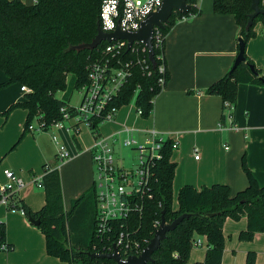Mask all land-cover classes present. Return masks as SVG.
Wrapping results in <instances>:
<instances>
[{
	"label": "trees",
	"instance_id": "16d2710c",
	"mask_svg": "<svg viewBox=\"0 0 264 264\" xmlns=\"http://www.w3.org/2000/svg\"><path fill=\"white\" fill-rule=\"evenodd\" d=\"M188 3L190 9L187 12H172L161 30L165 35L179 20L200 13L197 0H188ZM100 5L101 0H35L31 4L22 0H0V70L6 77L0 83V88L16 83L26 85L31 90L23 94L21 101L11 104L4 115L15 108L25 109L24 132L38 113L46 124L60 119L59 109L69 104L71 88H79L86 82L85 63L96 49L74 50L71 47L94 38ZM250 5L251 0H212L215 13L234 16L238 39L242 38L245 45L256 34V21H261L264 29V13L257 15L252 25L246 27L248 15L252 11ZM259 5L264 8L263 0H260ZM105 43L102 42L100 46ZM154 52L156 56L158 50L155 47ZM244 57L245 60L237 67L230 69L204 90L206 94L221 97L223 110L225 103L234 108L239 83L264 84V75L259 74L246 52ZM250 65L256 73L250 70ZM157 78V68H153L150 75L135 69L115 103L119 106L128 104L134 97L135 106L141 108L142 116L147 117L152 111L153 99L162 90ZM165 79H168L167 70ZM59 91L63 92L61 98L56 97ZM232 113L233 109L230 112L233 116ZM221 120L225 121L223 113ZM171 152L170 142L167 141L151 182L152 197L144 200L142 214L133 216L131 228L136 230V237L150 239L155 230L153 223L161 219L162 213L168 223L182 213L190 215L166 233L159 248L152 254L153 260L146 264H185L193 240L198 236L204 237L207 249L204 259L194 264H221L223 223L227 217L233 220L243 216L246 218V229L239 234L242 240H251L256 232H264V184H259L253 176L246 165L245 156L242 158V167L248 183L244 189L231 195L230 187L224 183L200 188L186 184L177 193V209H174L172 181L175 163L170 160ZM42 168L41 186L45 191V204L33 211L17 194L12 195L11 200L17 209L23 210L27 218L40 219L37 228L45 236L46 254L67 264H115L111 259L91 256L103 247L95 234L94 184L74 198L70 208L65 211L58 168L48 164ZM113 239L111 237L106 242L107 247L112 246ZM3 244L6 250L13 249L12 244L6 243V225L0 221V249ZM255 259V252L250 251L245 264H255Z\"/></svg>",
	"mask_w": 264,
	"mask_h": 264
},
{
	"label": "crops",
	"instance_id": "0c3cea01",
	"mask_svg": "<svg viewBox=\"0 0 264 264\" xmlns=\"http://www.w3.org/2000/svg\"><path fill=\"white\" fill-rule=\"evenodd\" d=\"M22 1L31 4L35 0ZM198 6L200 8L198 15L179 20L166 35L164 47L168 79L164 88L155 96L150 114L147 117L138 115L136 108L133 110L130 107L131 109L126 110L124 107L127 104H124L119 107L114 121L97 126L99 134L110 136L123 124L128 125L134 128L130 136L138 142L143 141V129L154 127L169 139L177 140L178 146L172 150L170 157V160L175 163L172 181L174 209H177L174 193H178L179 189L186 184L200 188L214 183H224L230 187L231 195L244 189L248 181L242 167L243 156L258 183L264 184V84L239 83L232 113L236 128L219 127L221 122L228 124V121L221 120L222 113L226 111L222 108L221 97L206 94L204 90L231 69L238 52V26L232 14L215 13L212 1L203 0L202 2L201 0ZM255 32V36L246 42L245 52L259 74L264 75L262 23L255 28ZM5 80L4 73L0 71V83ZM15 85L19 86V84H11L0 88V115L4 120H7L14 110H21L15 114L14 120L4 123L0 130V182L6 180L3 174L5 168H10L19 177L24 178L28 184L18 191L17 196L36 211L45 204V191L43 186L36 191L37 189L32 186L34 184L29 181L35 176L39 163L41 168L44 164L57 167L63 209L67 211L71 201L91 187L94 182L90 150L94 137L90 131L91 143L82 147L74 132L56 128L59 137L64 139L63 143L71 152L70 158L59 163L58 166L54 165L55 162L42 161L46 147H41L36 138H33L32 142L25 140L24 143H33L34 156L24 164L22 169L12 159L14 155L12 150L17 148L28 132L33 136L39 132L28 130L24 132L27 111L23 108H15L8 115H4L11 104L23 99L21 90L19 94L11 90ZM1 120L0 118V122ZM22 120L23 126L17 138L19 123ZM70 134L69 141L67 135ZM120 135L124 136V134ZM54 145L55 156L56 144ZM111 145L114 150L115 147H124L117 142H112ZM194 148L198 151L195 152ZM195 154L199 155L197 159L194 158ZM25 171L28 174H25ZM41 172L40 176L43 175V168ZM7 217V214L0 211V221L5 223L6 233L7 228L13 225ZM16 218L19 225L29 227L27 223L30 222L24 214L20 213ZM246 226L247 220L244 216L239 220H232L229 217L225 219L221 264H243L250 251L256 254L255 264H264V232H256L251 241H241L239 234L246 229ZM198 237L201 238L202 244L191 248L185 264H194L205 257L206 241L204 237ZM6 243L12 244L14 249V244L7 236ZM50 257L48 260L50 264H61L55 261L57 257ZM26 264L34 263L28 260Z\"/></svg>",
	"mask_w": 264,
	"mask_h": 264
},
{
	"label": "built area",
	"instance_id": "2783aa9c",
	"mask_svg": "<svg viewBox=\"0 0 264 264\" xmlns=\"http://www.w3.org/2000/svg\"><path fill=\"white\" fill-rule=\"evenodd\" d=\"M197 0V5H198ZM162 0H101L99 11V25L103 32H112L115 29L122 31H136L141 21L151 12L157 10ZM162 28L154 27L151 38L153 57L152 65L148 48L141 41H133L130 46L125 39H113L94 49L95 53L87 57L85 63L86 82L79 87L80 101L77 105L66 104L60 107L61 118L46 124L39 115L34 117L35 125L30 122L28 131L42 132L49 126L57 129L70 130L74 134L79 132V124L84 123L94 137L90 146L91 160L94 167V186L96 200V225L95 234L103 243L98 252H111L116 246L122 259L129 255H138L150 239L136 237V230L131 228L133 216H140L144 209V200L152 197L151 182L155 178L156 167L163 157V148L167 141L170 148L176 149L177 140L169 139L163 132L154 127L143 129V141L132 138L130 133L134 128L122 125L118 131L110 136L98 133L97 127L101 123L114 121L119 105L115 100L119 97L128 79L135 69L146 75H150L153 68H157V84L163 89L165 86V38ZM264 31V29H263ZM154 47L158 50L155 56ZM159 64H157V61ZM139 87L135 90L138 91ZM20 90L28 93L31 90L26 85H21ZM154 100V99H153ZM134 103V97L131 100ZM135 105V104H134ZM136 113L142 115V110L135 106ZM232 105L225 103L223 112L228 124L219 123L220 128H236L233 116L230 114ZM64 121H71L64 126ZM96 124V125H94ZM124 134V136L120 135ZM56 144V159L63 163L71 156V152L65 143H59L57 136L52 137ZM112 142H117L124 147L137 149V163L134 167L125 168L117 164ZM197 152V148H194ZM199 155L195 154L194 158ZM58 163V164H59ZM3 174L8 180L7 184H0V205L8 209H17L11 196L17 194L28 182L15 174L11 169H3ZM42 176H34L32 184L41 186ZM24 214L22 209H19ZM160 220L153 223L156 229ZM155 231V230H154ZM154 233V232H153ZM114 237L111 247L106 242ZM202 244L201 238L193 240V245ZM1 249H6L5 244Z\"/></svg>",
	"mask_w": 264,
	"mask_h": 264
},
{
	"label": "rangeland",
	"instance_id": "374dc122",
	"mask_svg": "<svg viewBox=\"0 0 264 264\" xmlns=\"http://www.w3.org/2000/svg\"><path fill=\"white\" fill-rule=\"evenodd\" d=\"M212 1V0H210ZM201 0L198 1L200 3ZM203 2V0H202ZM264 2V0H263ZM261 24V21H256L254 24V30L256 27H259ZM1 71V70H0ZM16 84V83H15ZM13 85V84H12ZM17 85L12 87V91L16 92L17 94L20 93V85ZM22 92V91H21ZM63 92H56V97L61 98ZM24 94V93H22ZM21 94V95H22ZM80 90L79 88H71V91L69 93V100L68 103L72 105H77L80 101ZM134 110L135 105L132 101H130L124 108L126 110H129L131 108ZM21 110H14L10 115L7 120H4V118L0 115V118L2 119L0 122V130L3 128L4 123H9L10 120H14L15 114L17 112H20ZM25 119V118H24ZM12 122V121H11ZM23 120L19 123V132L17 134V138L19 137L18 135L21 132L22 126H23ZM34 125L36 120L31 121ZM72 122L71 121H64L65 126L70 125ZM80 126V132L75 133V137L78 139L80 142L81 146H87L91 143V134L89 128L84 124L81 123L79 124ZM39 134V135H38ZM38 134H35L33 136L30 132H28L25 137L22 138L21 142L17 146L16 149L12 150L14 152V155L12 156V159L15 160V162L24 169V164L34 156L33 153V148L32 144L33 143H24L25 140H33V138H36V140L39 142L40 146L46 147L45 154H43V160L48 163H54L55 166H58L59 162L56 159V156H54L53 151L55 150V145L54 142L52 141V137L55 135L58 137L59 143L65 142L62 137H59V133L56 131V127L54 126H49L46 130H43L42 132H39ZM68 140H71V134L67 135ZM17 139H15L16 141ZM15 143V142H13ZM25 144V145H24ZM13 145V144H11ZM15 146V147H16ZM10 147V146H9ZM119 147V146H118ZM11 151V152H12ZM115 153H116V163L125 167H134L135 164L137 163V157H138V150L137 149H132V148H127V147H115ZM10 152V153H11ZM9 153V154H10ZM10 169V168H9ZM35 171V170H34ZM42 168L41 164L39 163L38 169L35 171V176H40L42 173ZM23 174V173H22ZM25 174H28L25 171ZM32 177V176H31ZM6 179V178H5ZM24 180V178H23ZM8 180L6 179L4 182H0V184H7ZM34 186L37 190L39 191V187L36 184L32 185ZM176 194L177 192L174 193V198L176 201ZM0 211H3L4 214L8 215V220L10 219V222L13 224L9 229L7 228V233L6 236L12 243L14 244V249L12 250H6V249H0V264H26V261L30 260L34 264H50V256H47L46 250H45V236L43 233L40 231L37 226H34L30 223H27L29 227H22L19 225L17 222H19L16 218L18 214H20L19 209H7L5 205H0ZM6 222V219H4ZM233 220V219H232ZM7 224V222H6ZM241 241H247V240H242ZM253 240V239H251ZM249 240V241H251ZM196 246V245H193ZM49 259H48V258ZM238 258V257H237ZM58 261H57V260ZM56 262H60L61 264H67L66 262L61 261L59 258H56ZM243 264H245L243 262Z\"/></svg>",
	"mask_w": 264,
	"mask_h": 264
},
{
	"label": "water",
	"instance_id": "95a60500",
	"mask_svg": "<svg viewBox=\"0 0 264 264\" xmlns=\"http://www.w3.org/2000/svg\"><path fill=\"white\" fill-rule=\"evenodd\" d=\"M260 0H251V13L248 15L247 25L246 27H250L253 23V19L259 15L264 13V8L260 5ZM190 9V4L188 0H162L161 5L157 8L156 11L148 14L140 24V27L136 31H122L120 29H115L112 32H103L99 23L97 24V33L94 38L87 43H81L78 45H74L71 49L81 50L84 48L94 49L96 48L102 41H111L113 39H125L128 42V46L135 40L141 41L148 48V56L152 63L155 64V60L153 57V47L151 38L153 35L154 27L163 28L165 23L169 20L170 15L174 11H178L181 13H185ZM245 52V42L242 38L238 39V52L234 63L232 65V69L237 67L242 61L245 60L244 57ZM250 70L253 73H256L253 66L250 65ZM189 213H182L176 218H174L171 222H165L163 213L161 214V219L159 226L155 229L153 236L151 237L149 243L145 246V248L138 255H129L125 259L121 258L120 253L116 246H113L111 252H94L91 256L100 258V259H111L115 264H146L147 262L152 261V254L156 251L159 246L161 240H163L166 236V233L173 230L184 218L188 217ZM28 221L34 225L38 226L40 224L39 218L29 217Z\"/></svg>",
	"mask_w": 264,
	"mask_h": 264
}]
</instances>
